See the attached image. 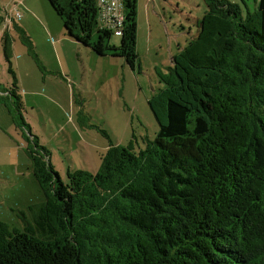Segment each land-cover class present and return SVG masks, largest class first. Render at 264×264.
<instances>
[{
    "label": "trees",
    "instance_id": "trees-1",
    "mask_svg": "<svg viewBox=\"0 0 264 264\" xmlns=\"http://www.w3.org/2000/svg\"><path fill=\"white\" fill-rule=\"evenodd\" d=\"M204 1L149 102L160 131L145 149L111 145L98 173L69 170L64 183L23 127L44 200L23 229L0 222V264H264V0L246 15ZM49 2L71 39L136 67L138 0H125L119 47L108 31L93 41L96 0Z\"/></svg>",
    "mask_w": 264,
    "mask_h": 264
},
{
    "label": "rangeland",
    "instance_id": "rangeland-1",
    "mask_svg": "<svg viewBox=\"0 0 264 264\" xmlns=\"http://www.w3.org/2000/svg\"><path fill=\"white\" fill-rule=\"evenodd\" d=\"M228 1L243 15L258 4ZM206 12L204 0H138L139 59L132 68L112 51L101 56L63 41L67 31L49 0H0V222L23 229L22 212L44 200L29 155L35 144L24 126L48 150L64 183L69 170L98 173L111 145L139 152L155 141L160 126L149 102ZM108 44L119 47L121 38L113 35Z\"/></svg>",
    "mask_w": 264,
    "mask_h": 264
},
{
    "label": "built area",
    "instance_id": "built-area-1",
    "mask_svg": "<svg viewBox=\"0 0 264 264\" xmlns=\"http://www.w3.org/2000/svg\"><path fill=\"white\" fill-rule=\"evenodd\" d=\"M96 6L99 30L121 37L126 20L125 0H96Z\"/></svg>",
    "mask_w": 264,
    "mask_h": 264
},
{
    "label": "crops",
    "instance_id": "crops-1",
    "mask_svg": "<svg viewBox=\"0 0 264 264\" xmlns=\"http://www.w3.org/2000/svg\"><path fill=\"white\" fill-rule=\"evenodd\" d=\"M61 39L63 40V41H67V39H69V40H71L70 39V37L69 36H61ZM71 41H73V40H71ZM55 47H56V49L58 50V43L56 44L55 43ZM30 52H31V54L33 55V56H36L37 57V55H36V53L33 51V48H30ZM38 58V57H37ZM60 67H61V70L63 69V70H65L62 66H63V64H62V60L60 59Z\"/></svg>",
    "mask_w": 264,
    "mask_h": 264
}]
</instances>
